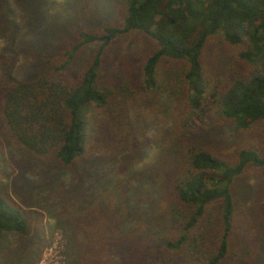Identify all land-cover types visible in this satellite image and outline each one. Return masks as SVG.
I'll use <instances>...</instances> for the list:
<instances>
[{"label":"trees","instance_id":"1","mask_svg":"<svg viewBox=\"0 0 264 264\" xmlns=\"http://www.w3.org/2000/svg\"><path fill=\"white\" fill-rule=\"evenodd\" d=\"M0 1V123L20 154L39 160L48 189L42 195L56 211L38 242L9 264H35L58 228L66 264L227 260L241 225L232 186L249 166L264 167V136L227 152L202 132L213 118L233 121L240 132L264 125V0H112L118 23L80 29L77 43L68 41L55 59L45 44L34 70L14 68L13 51L24 38L9 0ZM218 32L236 48L242 69L210 72L203 53ZM134 33L148 35L155 47L143 55L136 84L126 78L116 86L115 75L102 78L103 69L110 50ZM155 98L175 101L173 119L161 129L151 162L135 167L147 136L157 138L158 131L146 133L152 121L145 106ZM10 151L0 147L6 180L0 181V245L28 233L25 205L43 206L16 198L18 187L34 198L40 180L20 171L13 176ZM65 172L68 180L60 176Z\"/></svg>","mask_w":264,"mask_h":264},{"label":"rangeland","instance_id":"2","mask_svg":"<svg viewBox=\"0 0 264 264\" xmlns=\"http://www.w3.org/2000/svg\"><path fill=\"white\" fill-rule=\"evenodd\" d=\"M112 2V0H9L15 12V19L20 25L21 34L18 37L23 36V43H25L18 45L13 51L15 52L13 56L18 60L14 68L21 66L27 70L37 69V62L41 51H45V44L49 45L47 56L55 59L68 41L77 43V32L80 29H99L103 25L118 23L121 16ZM1 44L2 41H0V46ZM154 47L155 42L148 35L131 34L122 46H114L110 50L113 57L107 61L101 75L102 78L115 75L112 81L116 86L128 78L134 86L137 79L139 80V68L143 55ZM91 48V45L86 46L81 53L87 55ZM235 50L234 46L224 41L220 32L211 35L203 53L204 61L210 72H220L226 67L242 69L241 61L234 55ZM174 104L173 99L167 100L166 98L147 101L145 109L151 112L149 117L152 126L146 133L149 131H158V133L154 134L157 138L147 134L144 142H147L149 146L145 147L142 152L135 153L133 157L135 167L151 162L157 150L156 145L159 144L161 129L172 122ZM263 136L264 125L262 124L257 125L252 132H240L235 128L233 121L222 118L210 119L208 126L202 132L203 140L227 152H231L244 142L262 139ZM0 147L4 150H7V147L11 149L12 156L5 154V158L12 159L10 163L8 162V167L11 174L14 172L13 176L20 171L28 179L32 177L41 179L39 160L27 154H20L19 149H16L17 146L10 140L7 129L1 123ZM78 172L79 177L80 171ZM87 175L89 176L86 172ZM60 176L68 180L71 175L70 172H65ZM157 180V184L160 185L159 175H157ZM0 181L5 182L6 180L0 177ZM50 181L51 177L45 179L49 185L52 184ZM17 183L25 182L17 179ZM44 186L45 183L40 180L39 188H34L32 192L34 198H28L25 195V189L17 188L19 197L16 198L19 201L34 203L37 199L36 201L42 203L43 206L28 208L24 204L31 215L28 233L23 236H11L0 245V264H9L23 258L28 249L38 242L42 228L51 226L55 222V204L52 205V198L42 195L46 193L43 191L48 190H44ZM232 189L234 197L241 205V225L232 232L231 254L222 264H264V167L249 166L234 180ZM102 215H104L102 212L99 213L100 218ZM65 246L66 238L63 232L59 228L55 229L51 244L43 250L35 264H66Z\"/></svg>","mask_w":264,"mask_h":264}]
</instances>
